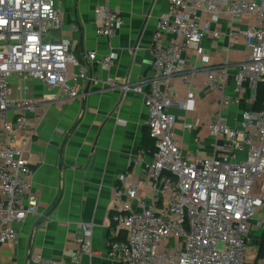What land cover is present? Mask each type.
Listing matches in <instances>:
<instances>
[{"label": "built area", "instance_id": "1", "mask_svg": "<svg viewBox=\"0 0 264 264\" xmlns=\"http://www.w3.org/2000/svg\"><path fill=\"white\" fill-rule=\"evenodd\" d=\"M171 8L157 22L153 35L152 74L147 88L126 82L125 94L145 97L148 131L156 152L147 163L152 181L133 180L120 174L112 201L108 256L118 264H264L263 258L250 263L251 233L264 231V102L255 109L258 88L264 84V0H170ZM229 17L225 32L221 16ZM99 36H115L123 24L122 14L108 5L95 10ZM252 18L243 29L236 22ZM64 22L56 0H0V244L15 242L18 225L39 212L38 202L24 195L32 187V147L36 121L28 112L43 100L15 99L11 78L30 77L67 98L79 94L80 83L89 76V65L74 54L71 40L54 33ZM229 37V46L245 43L240 61L223 59L207 71L205 86L219 95V111L208 123L214 139V154L200 156L203 142L196 138L194 154L185 155L176 139L177 118L174 81L181 77L187 97L181 103L187 110L195 97L193 79L196 64L187 67L191 50L211 37ZM87 60L110 67L115 53ZM205 59L209 58L204 55ZM74 68V70H73ZM231 88V92H229ZM242 106L233 126L223 111ZM247 105V106H246ZM195 122L185 124L192 130ZM146 188L153 197H140ZM138 197L137 207L132 199ZM93 223H83L78 238L77 258L96 254L92 249ZM38 264H63L58 260L34 257Z\"/></svg>", "mask_w": 264, "mask_h": 264}, {"label": "crops", "instance_id": "2", "mask_svg": "<svg viewBox=\"0 0 264 264\" xmlns=\"http://www.w3.org/2000/svg\"><path fill=\"white\" fill-rule=\"evenodd\" d=\"M56 1L64 25L54 36L71 40L75 56L89 65V76L80 83L79 94L74 98H67L58 89L30 77L16 74L11 78L13 98L44 101L28 112L32 122L37 114L43 117L35 122L33 187L24 195L25 202L34 197L39 212L18 225L19 237L15 242L0 244V264H38L36 256L63 264H118L108 256L107 247L112 239V201L118 177L124 173L133 180L155 183L146 165L156 152L148 131L149 113L144 95L125 94L122 86L130 82L147 88L152 74L153 35L158 20L169 12L171 3L170 0ZM100 5H108L123 16V24L113 37L97 34L95 10ZM249 22L254 20L244 18L236 22V29L245 28ZM221 24L226 33L230 32L227 14L221 16ZM229 40L228 36L219 40L207 37L200 45L201 54L197 50L187 53V67L196 64L198 68L192 87L195 97L189 100L187 110L181 105L188 93L184 82L181 77L174 81L175 104L171 112L177 118V143L185 155L195 153L197 137L203 142L199 155L214 154V139L207 126L219 111V95L208 90L205 83L213 64L225 58L233 62L243 58L244 41L230 47ZM92 51L99 58L109 53L117 54L118 58L112 66L104 67L97 60H87ZM228 90L232 93L231 88ZM234 107L223 111L233 126L240 114L234 117L237 110ZM190 122L197 123L192 130L185 128ZM151 194L146 188L139 192L140 197L149 200L153 197L161 203L159 192ZM138 199H132L135 208ZM258 217H264V211ZM87 222L94 224L91 242L96 254L78 260V238L82 224ZM260 246L261 238L257 254ZM253 255L251 251L250 256Z\"/></svg>", "mask_w": 264, "mask_h": 264}, {"label": "rangeland", "instance_id": "3", "mask_svg": "<svg viewBox=\"0 0 264 264\" xmlns=\"http://www.w3.org/2000/svg\"><path fill=\"white\" fill-rule=\"evenodd\" d=\"M245 106V105H244ZM234 108H237L236 110V113H234V117H237V115L239 114V112H241V109H242V106H236ZM231 108H229L228 110H230ZM260 215V214H259ZM253 237H252V246H253V250L252 252L255 254L253 256H250L248 258V261L250 263H256V261H258L259 259L263 258V254L264 253H261V251L263 250H259L258 254H257V251H258V248H259V245H260V238L261 236L264 234V231L261 229L260 231H254L253 232ZM264 249V248H263Z\"/></svg>", "mask_w": 264, "mask_h": 264}, {"label": "trees", "instance_id": "4", "mask_svg": "<svg viewBox=\"0 0 264 264\" xmlns=\"http://www.w3.org/2000/svg\"><path fill=\"white\" fill-rule=\"evenodd\" d=\"M263 102H264V84H261L258 88V95L255 103V109H260L263 105ZM263 248H264V234L261 236L260 250H264Z\"/></svg>", "mask_w": 264, "mask_h": 264}, {"label": "water", "instance_id": "5", "mask_svg": "<svg viewBox=\"0 0 264 264\" xmlns=\"http://www.w3.org/2000/svg\"><path fill=\"white\" fill-rule=\"evenodd\" d=\"M77 126H78V124H76L75 126H73L72 129L69 131V134H68V135L72 134V132L75 130V128H76Z\"/></svg>", "mask_w": 264, "mask_h": 264}]
</instances>
